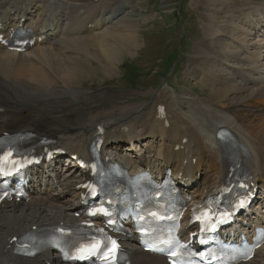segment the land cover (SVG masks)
<instances>
[{"label":"bare ground","instance_id":"bare-ground-1","mask_svg":"<svg viewBox=\"0 0 264 264\" xmlns=\"http://www.w3.org/2000/svg\"><path fill=\"white\" fill-rule=\"evenodd\" d=\"M115 1L0 0L2 20L17 25L14 22L27 15V24L51 28L52 40L26 53L0 47V134L32 131L49 136L55 140L51 147L65 149L72 162L71 155L88 156L102 127L104 158L121 160L132 172L140 167L164 172L171 167L183 179L190 178L188 182L205 174L190 188L192 195L202 197L215 193L227 176L225 149L216 137L219 129L226 128L237 151L244 154L248 171L264 186V1L237 9L232 7L237 3L228 2L209 15L188 73L200 79L197 88L205 97L192 91L179 97L168 84L151 101L138 104L113 101L120 96L117 91L89 95L77 86L96 76L90 70L97 66L95 62L114 79L123 51L135 54L140 46L138 21L142 19L126 13L136 0ZM216 1L211 3H220ZM106 98L113 102L86 109L84 102L98 106ZM46 105L54 110L49 113ZM160 106H165L164 115ZM72 167L70 171L53 167L45 187L33 191V201L0 209V264H48L44 256L16 255L10 239L34 225L72 216L75 198L83 191L78 185L86 179L76 163ZM54 175L65 177L64 190H56ZM134 260L167 264L163 257L139 249ZM50 262L63 264L58 254ZM245 264H264V248Z\"/></svg>","mask_w":264,"mask_h":264},{"label":"rangeland","instance_id":"rangeland-1","mask_svg":"<svg viewBox=\"0 0 264 264\" xmlns=\"http://www.w3.org/2000/svg\"><path fill=\"white\" fill-rule=\"evenodd\" d=\"M212 1L136 0L135 2H132L131 6L126 8V13H130L133 19H142L138 21V24L140 25V46L137 49V52L131 54L128 50L123 51L122 61L119 64V72L115 75L114 79H110L106 76L107 74L105 75L102 73L99 68L100 65L95 62L98 67H91L90 70H94L96 76H94L93 79L87 78L84 81L85 85H82L79 82L77 86L83 88L89 95H97L105 91H117L120 93V96L113 99V101L123 100L127 104L147 103L151 101L157 90L163 86H167V83H170L171 86L173 85L177 94H179V97L182 96V92H190V90H192L194 94H198L199 89L197 88V84L200 82V79L195 80L189 75L193 70V61L191 59L194 57V48L196 44L203 39L205 25L209 21V15L215 10H219L217 8H221L220 10H222L228 2H231L230 5H236L237 3L236 6H232L233 9H237L238 6H244L264 0H217L220 1V3L216 1V5L212 4ZM181 49L183 50V58L180 61L178 69L172 75L165 77L162 76V74H164L166 62L168 61L169 56L173 53L172 50H177L179 53V50ZM127 60L133 61L137 65H141L144 70H140V72H143L140 74L139 80H142L134 85L135 87L126 86L125 82L127 81L122 79V64ZM151 64H153V67H151ZM154 70H158L156 75H154ZM149 73H151L150 77H148ZM206 90L207 92H210V89L207 88ZM128 95L134 96L128 97ZM199 95L206 96V94L203 93H199ZM110 101V98L102 99L97 104L98 106H91L90 104H87V102H84V104L86 105L87 110H92L110 103ZM46 106L49 107V113L52 112L51 108L54 110L51 105ZM144 139L146 141L151 140L150 137L147 139L145 137ZM145 140H143V142ZM128 147V144L124 146L125 149ZM139 148L141 151L146 150L144 146ZM63 165L65 170L70 171L73 168L69 161H65ZM203 176L205 178V174H203ZM62 183V188L60 189L64 190L66 187L65 177H63Z\"/></svg>","mask_w":264,"mask_h":264},{"label":"trees","instance_id":"trees-1","mask_svg":"<svg viewBox=\"0 0 264 264\" xmlns=\"http://www.w3.org/2000/svg\"><path fill=\"white\" fill-rule=\"evenodd\" d=\"M180 53V50H179ZM179 53L177 52V50H175L168 61V68L173 67V65L178 61V56ZM140 70H142L141 67H139L138 65H131V64H127V70H126V74H127V81L134 83L137 80V77L141 74Z\"/></svg>","mask_w":264,"mask_h":264}]
</instances>
